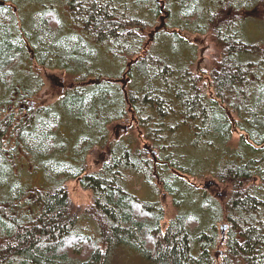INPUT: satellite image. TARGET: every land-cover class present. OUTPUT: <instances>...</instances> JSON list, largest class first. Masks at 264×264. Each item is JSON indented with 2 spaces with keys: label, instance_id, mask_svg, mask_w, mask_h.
I'll return each instance as SVG.
<instances>
[{
  "label": "trees",
  "instance_id": "16d2710c",
  "mask_svg": "<svg viewBox=\"0 0 264 264\" xmlns=\"http://www.w3.org/2000/svg\"><path fill=\"white\" fill-rule=\"evenodd\" d=\"M257 15L264 0H0V264H111L126 250L148 264H264V39L244 28ZM179 27L211 34L207 80ZM40 66L68 70L54 101H40ZM93 148L105 154L92 170ZM192 177L226 186L225 200ZM73 178L93 192L97 235L77 226ZM159 192L175 198L166 226Z\"/></svg>",
  "mask_w": 264,
  "mask_h": 264
},
{
  "label": "rangeland",
  "instance_id": "374dc122",
  "mask_svg": "<svg viewBox=\"0 0 264 264\" xmlns=\"http://www.w3.org/2000/svg\"><path fill=\"white\" fill-rule=\"evenodd\" d=\"M261 12L263 11V9H260ZM175 11V10H174ZM164 14V13H163ZM263 14V13H262ZM165 15H163V20L162 18H157V22L160 24L158 27L162 28L164 31H170L171 27L167 24V26H165V21H167V19L165 20ZM253 17V16H252ZM260 16L257 15L254 18H249L246 23H244V28L246 29V31L248 32L249 38L251 39H264V22L262 20H260L259 18ZM259 18V20L257 19ZM171 18H169L170 20ZM263 19V18H261ZM157 23V24H158ZM167 23V22H166ZM163 24V25H161ZM158 28V29H160ZM160 29V30H162ZM180 35H186L188 37V39L194 43L197 47V56L195 58V63L197 62V60H199V58H203V65L204 67H211V65L213 64V60L215 57V48H214V43L213 40L211 38V34L209 32L207 33H197V32H190L189 30H186L185 28H180ZM151 31V30H150ZM151 34V33H150ZM149 36V34H148ZM101 58L104 59V55L103 53H105L104 48L101 47ZM201 50H203V52L201 53ZM95 66L98 69H102L103 68H109V66L107 64H105L103 62V60L97 59L95 60ZM105 61V60H104ZM113 65L112 69H115V66H120L119 60H117V62L112 63ZM95 67V68H96ZM41 69V74H42V78H43V87H42V98L40 99L41 102L43 101H54L60 93L63 92V90L66 88L67 84H68V80H69V76H68V70L64 69V68H57V67H46V66H40L39 67ZM209 71V69L207 70ZM59 82V83H58ZM61 83H64L66 86L62 87ZM127 82V76L124 74L121 77V84H125L126 85ZM64 88V89H63ZM230 110V109H229ZM231 112V110H230ZM235 115V113H233ZM233 115V117H235ZM127 123L124 120L118 121L115 125V128L112 129L111 135H116L119 136L120 134H122L124 132L123 125ZM238 130L234 131V138H237L238 135ZM142 146L146 147L149 146L151 147L150 143L148 142H144V140L142 141ZM147 148V147H146ZM148 149V148H147ZM149 150V149H148ZM103 151H101L100 149H95L93 148L92 151L89 153L88 156V163H90V168L93 169H98L99 165H100V160L103 159L104 157ZM157 155V153H156ZM103 157V158H101ZM157 159V156H156ZM176 171V170H175ZM179 171V170H178ZM179 173V172H178ZM25 175V174H24ZM28 175V174H26ZM36 175L38 176V178L43 181L44 180V176L42 174L41 171L36 172ZM184 176V175H183ZM206 179V178H205ZM199 180V178H190L191 181L196 180L200 185V187L202 189H204L205 192L211 193L216 197H219L222 199V201L225 200V197L227 195V190H226V186H221V183H217L216 180L212 179L211 177L207 180ZM207 181H213L211 182V184H209L208 186H203L204 182ZM142 179H132L130 181V188L133 190L135 189V192L139 193L141 195V197L144 195L145 197H150L152 192L151 190L145 186V188H141L142 186ZM157 186H158V182H156ZM66 189H67V193H68V198H69V204L72 207V209L78 214V216H80V219L78 221V227L82 230H84L85 232L87 231L88 233L91 234H96L97 235V231H96V227L93 221H91L90 219H88V217L86 218L84 215V210L86 209L87 206H89L90 203L93 202V192L90 189L84 188L81 183L80 180L78 178H73V179H69L68 181H66L65 183ZM205 187V188H204ZM160 193V192H159ZM161 196V197H160ZM160 200L163 199L164 201V206H166L165 208L168 210L166 218L163 220V225L166 226L170 219L175 215L176 213V203H175V198L173 197L172 194H169V192H166L162 195V192L159 194ZM185 206L186 207V203H182L181 207ZM184 208V207H183ZM72 210V211H73ZM73 211V212H74ZM223 223H218V228H219V237L217 240V245L214 247L213 253L215 256H219L222 255V253L225 250V241L227 238V232H228V228L224 229L221 233V226ZM92 225V227H91ZM114 260L111 262V264H148L146 260L142 259L141 256L139 255H133V251L131 250H126L122 253H120L118 255V259L117 255H114Z\"/></svg>",
  "mask_w": 264,
  "mask_h": 264
},
{
  "label": "flooded vegetation",
  "instance_id": "af4514ba",
  "mask_svg": "<svg viewBox=\"0 0 264 264\" xmlns=\"http://www.w3.org/2000/svg\"><path fill=\"white\" fill-rule=\"evenodd\" d=\"M163 15H165V16H167L168 14H166L165 12H164V14H162L161 15V18H162V20H163ZM203 52V50H201V53ZM203 58H199V60H197V62L195 63L194 62V65H193V70L197 73V74H199V75H201L204 79H206L207 80V78H208V76H207V74H205V72H207V70H208V68L207 67H204V65H203ZM59 83V82H58ZM60 84H61V86L62 87H65L66 85H64V84H62L61 82H60ZM64 89V88H63ZM125 129V128H124ZM127 129V128H126ZM223 224H225V225H223ZM222 225L223 226H221V233H222V231L224 230V229H226V228H228L227 227V223H223Z\"/></svg>",
  "mask_w": 264,
  "mask_h": 264
},
{
  "label": "water",
  "instance_id": "95a60500",
  "mask_svg": "<svg viewBox=\"0 0 264 264\" xmlns=\"http://www.w3.org/2000/svg\"><path fill=\"white\" fill-rule=\"evenodd\" d=\"M229 114L231 115V112H230V111H229ZM231 118L233 119L232 116H231ZM152 155H153V157H155V159H156V151H155V150H152ZM211 182H212V181L207 182V183H205V185L208 186L209 184H211Z\"/></svg>",
  "mask_w": 264,
  "mask_h": 264
},
{
  "label": "bare ground",
  "instance_id": "6f19581e",
  "mask_svg": "<svg viewBox=\"0 0 264 264\" xmlns=\"http://www.w3.org/2000/svg\"><path fill=\"white\" fill-rule=\"evenodd\" d=\"M233 3V2H232Z\"/></svg>",
  "mask_w": 264,
  "mask_h": 264
}]
</instances>
